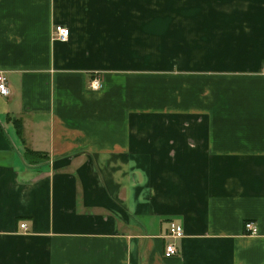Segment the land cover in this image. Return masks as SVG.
<instances>
[{
  "label": "crops",
  "instance_id": "0c3cea01",
  "mask_svg": "<svg viewBox=\"0 0 264 264\" xmlns=\"http://www.w3.org/2000/svg\"><path fill=\"white\" fill-rule=\"evenodd\" d=\"M0 73V264H264V0H0Z\"/></svg>",
  "mask_w": 264,
  "mask_h": 264
},
{
  "label": "built area",
  "instance_id": "2783aa9c",
  "mask_svg": "<svg viewBox=\"0 0 264 264\" xmlns=\"http://www.w3.org/2000/svg\"><path fill=\"white\" fill-rule=\"evenodd\" d=\"M69 36V28L64 26H56L54 28V38L60 41L65 40ZM89 88L91 90H97L102 86L101 80L98 77H94L90 83ZM10 94V88L3 73H0V95L8 96ZM21 228L25 227V224H20ZM248 234H256L257 229L252 222H246L244 225ZM184 236L182 225L171 221L168 223L167 233L165 234L164 244V257H171L178 254V241Z\"/></svg>",
  "mask_w": 264,
  "mask_h": 264
},
{
  "label": "trees",
  "instance_id": "16d2710c",
  "mask_svg": "<svg viewBox=\"0 0 264 264\" xmlns=\"http://www.w3.org/2000/svg\"><path fill=\"white\" fill-rule=\"evenodd\" d=\"M14 124L16 126L17 134L21 136L22 130H21L20 123L14 122ZM23 157H24V159L31 161L33 158H36V157L44 159L47 156L45 153L35 152V151H32L28 148H24Z\"/></svg>",
  "mask_w": 264,
  "mask_h": 264
},
{
  "label": "rangeland",
  "instance_id": "374dc122",
  "mask_svg": "<svg viewBox=\"0 0 264 264\" xmlns=\"http://www.w3.org/2000/svg\"><path fill=\"white\" fill-rule=\"evenodd\" d=\"M246 230V229H245ZM248 234V233H247Z\"/></svg>",
  "mask_w": 264,
  "mask_h": 264
}]
</instances>
